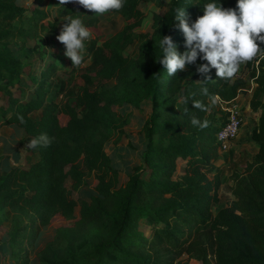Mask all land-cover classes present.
<instances>
[{
  "label": "trees",
  "instance_id": "1",
  "mask_svg": "<svg viewBox=\"0 0 264 264\" xmlns=\"http://www.w3.org/2000/svg\"><path fill=\"white\" fill-rule=\"evenodd\" d=\"M142 1L126 0L122 10L109 12L128 23L108 41L98 44L92 39L85 45L84 63L89 60V65L72 67L68 59L70 69L61 71L66 75L62 80L61 67L50 63L39 80L29 77L28 97L22 63L9 43L47 30L64 54L56 36L66 16L78 18L82 12L64 4L50 21L45 0H24L23 7L17 0H0V127L21 129L18 147L29 154L24 166L0 172V227L14 214L31 219L33 228L27 234V225L15 223L9 248L4 246L13 264L29 262L26 247L18 243L14 248L16 239L26 234L27 245L36 244L56 217L68 225L54 230L53 240L38 254V264H183L179 261L183 255L200 264H211V259L215 264H264V111L251 132L257 148L254 159L243 173L234 175V200L212 213L221 182L215 134L228 114L220 110L214 114L211 104L234 101L245 82L238 73L231 80L217 78L215 69L207 74L211 80L203 82L205 77L196 69L207 62L199 58L175 76H168L158 63L162 56L158 41L165 35L172 37L178 53L187 51L174 21L177 8H184L192 23L204 14L205 4L235 9L237 0H156L167 10L154 15L149 40L136 31L143 21ZM97 21L89 17L85 26L96 28ZM142 40L146 41L136 56L126 54ZM254 61L246 65H251L255 78L250 107L256 112L264 108V101L258 99L264 95V58L257 67ZM72 75L81 84L74 85ZM205 88L207 94L202 92ZM194 101L206 111L194 108ZM144 103L149 113L141 128V162L128 174L122 173L128 181L116 189L120 170L104 146L125 135L128 118L119 109L130 105L140 112ZM34 113L39 116L34 118ZM193 116L208 121V126H192ZM41 133L52 138L48 147H26ZM91 176L96 197L89 202L74 197ZM76 207L78 218L73 215ZM142 219L150 220L148 237L137 233Z\"/></svg>",
  "mask_w": 264,
  "mask_h": 264
},
{
  "label": "rangeland",
  "instance_id": "2",
  "mask_svg": "<svg viewBox=\"0 0 264 264\" xmlns=\"http://www.w3.org/2000/svg\"><path fill=\"white\" fill-rule=\"evenodd\" d=\"M166 1L168 2V0ZM44 7L47 9V16L50 21H52V17L58 15L59 10L62 8L59 4V0H45ZM28 8L31 7L28 6ZM139 8L143 13V21L141 26L136 31L148 35L149 40L154 32V15H164L167 7H158L156 0H143L139 4ZM89 17H97L98 21L96 23V28L89 29L92 33V37L90 40L85 41V45H88L92 39H96L98 44L108 41L117 35L121 31V28L128 23L117 14L106 13L104 15H96L88 11L82 12V14L78 15V18L82 20L84 25ZM145 41L146 40H142L136 43L133 47L127 49L126 54L136 56L138 48L141 47ZM9 48L13 51L15 57L22 63V74L24 81L26 82L25 87L28 89V97L32 92V85L29 82V77L39 80V73L48 67L50 63H57L59 67H61L60 72L58 73L60 79L66 76L61 71L64 69L68 71L70 69L68 58L62 54L61 48L57 45V43L54 42L53 39H49V32L47 30L39 32L32 38L16 39L15 41L9 43ZM260 59H262L260 56L255 58L256 62H259ZM89 64V60L84 63V65ZM254 67H257L255 61ZM238 75L245 82L242 87V91L237 96L238 99L228 104L219 103L215 100L211 104V110L214 111V114H216L219 110L225 111L226 108L236 107V110H238L242 120L239 133L234 142L231 144V148L225 152L218 149V161L216 162V168L220 170L221 182L218 190L216 191L218 202L212 208V213H215L218 208L230 206V203L234 200L232 196L234 175L245 171L247 164L253 161L254 155L257 151L256 145L251 141V132L257 125L259 115L264 111V108H259V110L255 112L252 111L250 107L251 100L253 98V91L256 87L255 78L252 77L251 65L249 67L246 64L241 65ZM72 76L74 85L81 84V80L79 78L74 75ZM57 99L59 100V98ZM258 99L263 102L264 95H260ZM146 105L147 104L145 103L142 105V110L140 112L135 110V108L130 105L122 106L119 109V112L128 118V124L124 127L125 135L117 143L111 141L104 146V150L112 158L115 168L121 171L118 172V183L116 185V189L126 186L128 176H125L124 174H128L130 167H133L134 169V167L138 166L141 162L142 151H144L142 138L143 133L141 128L149 113ZM32 116L36 118L39 114L34 113ZM132 122L134 123L133 125ZM4 135L6 136V133ZM7 154H10V152L8 150H4L3 147L0 146V165L2 162H5V159L8 157L10 158V155L8 156ZM181 165L182 164H179L177 167V174H179V167ZM132 173L133 171H131L130 174ZM212 177L213 175H208L209 179H212ZM85 181V186H83L77 193H74L73 196L89 202L91 198L96 197V195L91 192L93 177L91 176ZM78 212L79 207H76L73 211L75 218H78ZM17 216L18 215L14 214L8 215V220L0 227V264H13V262L9 261L10 253L7 254V252H5L4 246H8V239L11 231L14 230L15 223H18V225L23 223L21 226L27 225V234L33 232V228L30 226L32 220L27 218L18 219L16 218ZM33 216L36 217L35 214H33ZM64 225H68V223L63 219L56 217L52 220L51 224L48 225V228L41 231L36 244L34 243L32 246H28L26 240L27 236L25 234L23 235L24 239H16L14 248H17V244L20 243L22 247H26V249L30 252L28 264H38V254L53 240L54 230ZM137 233L145 237L150 236V220H139L137 222ZM133 251L135 252V249H133ZM140 251L147 253L144 249ZM179 261L183 264H200L198 261L191 259L186 255L181 256ZM211 264H215L213 259H211Z\"/></svg>",
  "mask_w": 264,
  "mask_h": 264
},
{
  "label": "clouds",
  "instance_id": "3",
  "mask_svg": "<svg viewBox=\"0 0 264 264\" xmlns=\"http://www.w3.org/2000/svg\"><path fill=\"white\" fill-rule=\"evenodd\" d=\"M19 6H24V0H17ZM75 3L96 15H104L110 11H120L126 0H59L60 5ZM203 15L189 23V17L184 8L175 10L174 21L184 37L183 54L176 50V45L170 35H165L158 41L162 53L158 63L163 66L168 76L186 70V65L195 64L197 59L207 63L197 67L199 75L204 76L203 82L211 80L207 74L216 70V77L231 80L240 70V66L252 62L257 56L264 58V0H237L236 8H224L221 4L207 3L203 6ZM79 14V13H78ZM56 40L65 47L64 55L72 62V67H81L85 58V41L92 33L79 18L65 17ZM157 62V61H156ZM207 94V89H202ZM193 107L206 111L199 101L192 103ZM21 124L25 121L18 116ZM192 126L201 129L208 126V121L201 122L195 116L190 117ZM52 143L47 133H41L30 140L26 147H48Z\"/></svg>",
  "mask_w": 264,
  "mask_h": 264
},
{
  "label": "crops",
  "instance_id": "4",
  "mask_svg": "<svg viewBox=\"0 0 264 264\" xmlns=\"http://www.w3.org/2000/svg\"><path fill=\"white\" fill-rule=\"evenodd\" d=\"M236 98L234 101H236ZM6 133V136L4 135ZM23 132L14 125L0 127V146L4 150H8L10 158L5 159L0 165V172H7L13 166H24L26 157L29 155L23 149L18 147V142L21 139Z\"/></svg>",
  "mask_w": 264,
  "mask_h": 264
},
{
  "label": "built area",
  "instance_id": "5",
  "mask_svg": "<svg viewBox=\"0 0 264 264\" xmlns=\"http://www.w3.org/2000/svg\"><path fill=\"white\" fill-rule=\"evenodd\" d=\"M67 6L71 7L77 12H88L83 7L75 3H68ZM255 64L258 65V62L255 61ZM225 112L228 114L225 124L216 132L215 140L216 144L220 151H228L231 147V144L236 139L239 129L242 123L238 110L234 108H226Z\"/></svg>",
  "mask_w": 264,
  "mask_h": 264
}]
</instances>
